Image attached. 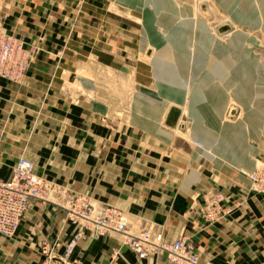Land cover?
Listing matches in <instances>:
<instances>
[{
  "label": "crops",
  "instance_id": "0c3cea01",
  "mask_svg": "<svg viewBox=\"0 0 264 264\" xmlns=\"http://www.w3.org/2000/svg\"><path fill=\"white\" fill-rule=\"evenodd\" d=\"M22 2L27 4L21 7L24 15L23 11L18 15L15 12L20 9L16 8ZM53 2L61 5L58 0H0V24H5L6 18H48ZM6 3L13 12L5 10ZM68 61L43 52L22 83L0 81V177L8 178L24 153L34 162L37 174L61 184L65 191L80 192L99 206H118L137 225L135 229H160L167 241L191 235L203 264H264V196L244 194L247 177L242 176L243 185L236 173L221 165L226 162L248 173L254 170L257 161L248 156L246 137L240 131L245 134V129L227 124L224 127L234 128L242 139H232L225 129L226 141L221 137L215 148V133L195 124L190 152L183 153L186 149L176 145L167 157L163 143L172 145L165 135L171 136L160 132V109L145 106L140 108L146 118L138 121L164 138L156 143L143 138H114V128L109 126L114 120L109 117L104 125L97 117L100 112L85 101L78 102L67 90L68 75H55V68L70 66ZM196 131L214 140L196 139ZM142 143L154 154L150 152L147 160L135 151ZM150 172L154 173L152 181ZM138 178L150 182L140 183ZM210 189L225 194L226 216L202 230V195ZM54 194L55 201L68 202L64 192ZM54 200L32 201L20 231L11 238L0 236V264H42L38 248L43 241L60 238L66 242L73 235L74 225ZM119 244L117 236L114 243V234L96 241L81 240L76 255L88 264H106L111 250ZM119 263L172 264L162 255L140 261L129 250L123 251Z\"/></svg>",
  "mask_w": 264,
  "mask_h": 264
},
{
  "label": "rangeland",
  "instance_id": "374dc122",
  "mask_svg": "<svg viewBox=\"0 0 264 264\" xmlns=\"http://www.w3.org/2000/svg\"><path fill=\"white\" fill-rule=\"evenodd\" d=\"M58 1L61 5L53 2L48 18L36 17L31 20L6 18L5 24H0V30L16 36L23 47L33 51L30 65L21 81L2 80L22 83L29 74L33 62L41 57L43 52L57 60H69L70 66L55 68L57 70L55 75L58 78H62L63 74L68 75L67 90L73 93L75 100L85 101L87 106L100 112L97 117L104 121V125L107 124L109 117L114 120L112 125L109 124L110 128H114V138L126 137L134 140L143 138L155 143L164 138L147 129L145 123L138 121L146 118L145 112L141 109L145 106L160 109L158 121L160 132L163 135L164 131L168 132L171 136L165 135L171 140L172 145L163 143L164 147H167V157L173 154L176 145L186 149L183 153L190 152L194 142L191 134L196 127L195 124L215 133L216 143L212 144L217 148L221 137L226 141L223 132L227 127L224 126L236 123L238 127L235 128L245 129V134L241 129L240 131L246 137L248 156L257 161L254 170L264 168V0H232L229 7L219 0H162V2L142 0V3L128 0L130 4L118 0ZM160 3L166 8L162 9ZM23 4L27 5L24 2L21 6L17 5L16 9H20V12H15L16 14L21 15L23 11L24 15V10L21 9ZM37 4L39 5V2ZM133 4L135 5L132 6ZM5 10L13 12L12 6L7 3ZM165 14L172 16L166 25L163 21ZM174 30L187 35V41L183 45L178 36L172 38L170 32ZM238 32L245 36L239 45H236L233 41ZM219 41L229 46L232 54L240 52L244 47L248 59L243 57V54L240 59L225 58L226 56L216 50ZM203 52L206 55V64L203 68H198L197 56L199 53L204 54ZM155 56L176 69L178 77L185 83L183 94L185 100H181L179 94L175 97L162 94L154 65ZM70 60H75V63ZM205 74L207 77H203ZM204 78H208L209 82L203 81ZM207 84L215 88V94L206 91ZM213 102L217 104V110L214 109ZM172 107L179 108L181 116L177 125L170 127L166 125V119ZM215 111L217 118L214 122L212 115ZM149 116L157 117L151 114ZM197 116L200 118L199 121ZM155 123L157 122L154 121ZM141 145L143 146L136 147L135 151H138V156H143L147 160L146 156L150 154L151 148L148 149L143 143ZM132 149H128L129 153H132ZM255 150L256 154L253 156ZM151 155L154 154L151 152ZM21 157L32 162L35 169L34 162L24 153L19 156ZM221 165L236 173L241 182L242 176L247 177L250 174L249 170L248 173L245 169H239L226 162H222ZM154 167L152 163L151 168ZM148 175H151L152 181L154 173L150 172ZM40 176L47 180L45 176ZM47 181L56 193L64 192L67 199L68 194L83 195L74 190L65 191L61 188L62 185L55 181ZM136 181L146 184L150 182L144 181L143 178ZM243 182L245 186L242 187L248 189L242 188L244 194L264 196L263 193L251 190L247 183ZM53 198L50 200H54ZM54 202L66 211V219L70 221L68 212L63 207L66 204L55 200ZM123 212L128 226L133 231L140 230L135 229L138 228L137 225L132 223L125 211ZM202 223L200 226L202 230L211 227L205 220ZM115 236L121 241V236L114 233V243ZM187 236L197 251L193 237ZM118 247L122 250L120 256L124 250L131 251L128 247H122V242L114 247V251ZM165 259L170 263L167 258Z\"/></svg>",
  "mask_w": 264,
  "mask_h": 264
},
{
  "label": "built area",
  "instance_id": "2783aa9c",
  "mask_svg": "<svg viewBox=\"0 0 264 264\" xmlns=\"http://www.w3.org/2000/svg\"><path fill=\"white\" fill-rule=\"evenodd\" d=\"M32 54L33 51L23 47L16 36L0 30V80L21 81ZM247 182L251 190L264 194V168L248 174ZM54 191L48 181L35 172L32 162L25 157L19 158L12 166L10 176L0 177V236H15L32 201H49ZM202 198V220L210 226L218 224L226 215L224 193L210 191ZM63 207L75 231L66 242L60 238L42 242L39 246L42 264H88L76 255L78 243L87 239L98 240L111 233L120 235L122 247L130 248L140 261L158 259V255H162L173 264H202L189 236L167 241L163 231L157 228L133 231L123 210L117 206L98 208L86 196L68 194V202ZM121 252V247L116 251L113 249L107 264H119Z\"/></svg>",
  "mask_w": 264,
  "mask_h": 264
},
{
  "label": "bare ground",
  "instance_id": "6f19581e",
  "mask_svg": "<svg viewBox=\"0 0 264 264\" xmlns=\"http://www.w3.org/2000/svg\"><path fill=\"white\" fill-rule=\"evenodd\" d=\"M118 1L125 2L127 4L129 3L130 4V1H128V0H118ZM133 1L142 3V0H133ZM158 1L162 2V0H158ZM219 1H221L226 7H229L231 5V2H232V0H219ZM134 5L135 4H133L132 6H134ZM161 5H162V3H160V6ZM161 7H162V9H165L166 8V6H161ZM171 18H172V16L171 15H168V14H165V16H163V21H164L165 25L168 24V22L171 20ZM170 34H171L172 38H174V39L179 37V41H180L181 45H183L187 41V38H188L187 35H184V33L182 35V34H180V32H176L175 30L174 31H171ZM176 36H178V37H176ZM244 36L245 35L242 32H238L237 33V36H236V39L233 42H235L236 45H239L240 40H242L243 39L242 37H244ZM216 50H218L219 53L222 54L223 56H226L225 58H231V57H233L234 59H237V58L240 59V58H242V54L244 55L243 57H247V59L249 57L248 55H246L244 53V52H246V50L244 49V47L242 48V50H240V52H237L235 54H232V52H231L232 49L229 48V46L224 45L221 41L217 42V48H216ZM197 57H199L198 62L196 63L197 66H198V68H200V67L203 68V65L206 64V61H205L206 55H205V53L204 54L199 53ZM153 59H154L155 70L157 71L156 72L157 73V78H158V81H159V84H160V87H161L162 94L164 96H167V97L170 96V95L175 97V96H177L179 94L178 97L181 98V100H185V98L183 96V94L185 93V89L184 88H186L185 87V83H183V80L180 77H178L177 72H176V69L173 66H171V64L164 62L163 60L157 58L156 56L153 57ZM244 60H246V59H244ZM200 70L201 69H198V71H200ZM203 77H207V74L203 75ZM203 81H206V83H208L209 82V79L208 78H204ZM207 85H208V88H207L206 91L208 93H212V94L214 93L215 94L216 93L215 88L214 87H210L209 84H207ZM179 98H177V99H179ZM204 104H207V103H204ZM213 104H214V106H213L214 109L217 110L218 109L217 104L214 103V102H213ZM151 108L152 107H149V109H151ZM207 108L208 107H206V109ZM150 114L153 116L156 113L155 114L150 113ZM215 115H216V111L212 115V118H213L212 121H214V122L216 121V118H217V116H215ZM197 120L198 121L200 120V118L198 116H197ZM195 134H196V138H198V139L199 138L205 139V140H207V138L208 139H211L207 134H205L203 132L196 131ZM225 134H227V136L230 135L232 137V139H236V138L238 140L239 139H242V137L239 135V133L236 130H234V128L226 129ZM256 170L257 169H255L254 171L250 172V174H252ZM247 185L249 186V182H247ZM252 186H254V185H252ZM208 192H210V191H208ZM208 192H206V193H208ZM50 198H51V196H50ZM225 198H226V196H225ZM94 204L98 208L103 207V206H99L96 203H94ZM151 228L145 229V230L149 231V230H151ZM111 234H114V233H111ZM98 240H100V239H98ZM94 241H96V240H94ZM159 256H161V255H158V258H159ZM200 262H201V259H200Z\"/></svg>",
  "mask_w": 264,
  "mask_h": 264
},
{
  "label": "water",
  "instance_id": "95a60500",
  "mask_svg": "<svg viewBox=\"0 0 264 264\" xmlns=\"http://www.w3.org/2000/svg\"><path fill=\"white\" fill-rule=\"evenodd\" d=\"M223 29L227 30V28H223ZM232 114L234 115L235 111H233ZM180 116H181V110L177 107H172L167 116L166 125L170 127L176 126L179 121ZM181 127L183 128L184 125H182Z\"/></svg>",
  "mask_w": 264,
  "mask_h": 264
}]
</instances>
